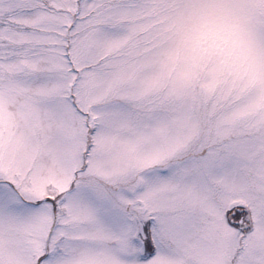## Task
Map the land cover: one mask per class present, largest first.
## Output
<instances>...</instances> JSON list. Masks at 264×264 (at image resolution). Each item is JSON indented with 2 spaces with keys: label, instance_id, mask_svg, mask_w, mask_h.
Listing matches in <instances>:
<instances>
[{
  "label": "snow or ice",
  "instance_id": "6c2138e0",
  "mask_svg": "<svg viewBox=\"0 0 264 264\" xmlns=\"http://www.w3.org/2000/svg\"><path fill=\"white\" fill-rule=\"evenodd\" d=\"M0 264H264V0H0Z\"/></svg>",
  "mask_w": 264,
  "mask_h": 264
}]
</instances>
